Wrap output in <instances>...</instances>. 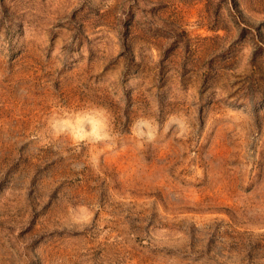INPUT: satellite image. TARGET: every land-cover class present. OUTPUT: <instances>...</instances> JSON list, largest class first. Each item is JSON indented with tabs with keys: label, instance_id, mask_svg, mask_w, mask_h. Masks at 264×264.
<instances>
[{
	"label": "rangeland",
	"instance_id": "1",
	"mask_svg": "<svg viewBox=\"0 0 264 264\" xmlns=\"http://www.w3.org/2000/svg\"><path fill=\"white\" fill-rule=\"evenodd\" d=\"M0 264H264V0H0Z\"/></svg>",
	"mask_w": 264,
	"mask_h": 264
},
{
	"label": "clouds",
	"instance_id": "2",
	"mask_svg": "<svg viewBox=\"0 0 264 264\" xmlns=\"http://www.w3.org/2000/svg\"><path fill=\"white\" fill-rule=\"evenodd\" d=\"M111 119L107 109L101 106L86 107L76 112H68L49 119V128L54 137L68 136L74 144L83 145L90 143H107L112 139L110 131ZM140 125L142 132H148L153 123L148 118H139L133 127ZM154 134L142 137L147 142H153L159 135L161 128L159 123L154 126ZM178 130V135L184 137L190 133L191 125L183 114H172L163 126V131ZM85 210H81L83 213Z\"/></svg>",
	"mask_w": 264,
	"mask_h": 264
}]
</instances>
